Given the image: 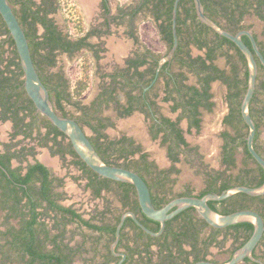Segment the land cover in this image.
<instances>
[{"label": "flooded vegetation", "instance_id": "obj_1", "mask_svg": "<svg viewBox=\"0 0 264 264\" xmlns=\"http://www.w3.org/2000/svg\"><path fill=\"white\" fill-rule=\"evenodd\" d=\"M8 1L16 9L21 4H31L34 9L37 6H42L45 9L41 10L39 14L51 19L55 33H60L61 36L65 37L70 48L75 45L79 46V49L73 51L71 55L67 51H61L60 48L54 49V63L52 65L48 64L44 70L45 74L55 76L54 79L56 80L65 79L68 84L66 92H69L70 95L75 80L78 76L80 77L81 68L78 75L69 84L63 70L60 68L62 55L71 58L79 53L81 64L86 57L89 59L91 86L77 100L69 95L71 101L65 100L62 102L64 112L66 116L77 120L94 144L99 145L110 140L119 141L123 138L131 139L128 144H131V147L135 150L128 157L138 160L139 165L147 164L148 172H143L138 166L137 170L143 172V179L148 184L155 207H162L173 198L182 195L200 196L202 189L214 178H216L217 185L226 181L231 186L246 184L250 186L251 182H246L245 177L254 174L248 169L256 165L252 162V159L247 157L242 145L235 147L241 140L239 134L244 132V128L241 123L234 127L233 124L224 121V118L230 115L231 109L230 82L224 81L215 69L197 73L195 68V65L201 68L200 63L203 60L205 65H214L217 69L224 70V75H229L231 80L235 78L243 79L244 62L235 47L224 44L221 50L226 52L225 54H220L218 48L211 49L218 42V33L204 23L210 30L205 28L202 31L197 30V21L202 22L196 14L193 0H185L184 6H182V0H178L174 24L173 6L175 0L173 2L171 0ZM251 2L252 6L256 5L255 0H251ZM65 6L71 7H68L66 11L67 7L65 8ZM191 6L195 11L196 19H193L191 9L188 13L185 11L186 8ZM58 11L61 17L57 15ZM204 13L220 27L224 28L227 25L225 18L207 14L205 7ZM249 14L254 13H248L243 17L241 25L244 27L242 26L240 29L230 32L236 33L242 29L251 30L250 27H245L248 25L244 24V19ZM193 20L196 23L192 22ZM34 25L37 28V39L42 40L46 31L45 27L39 21L35 22ZM197 32L199 33L198 36ZM252 33L255 36L256 33L253 31ZM244 36L246 35H242V39ZM3 38L6 39L7 35L0 34V40H3ZM256 41H259L258 37ZM261 46L264 49L263 43ZM14 47V45L4 41L5 51L3 55L5 58L13 55ZM258 47L260 49L259 45ZM213 52L215 56L210 58L209 55ZM220 56L225 57L223 65L218 62ZM7 60H5V63ZM233 66L237 68L236 77L232 72ZM38 74L41 78L39 72ZM200 76L208 80L206 93L209 96L206 99H201L205 79L203 81ZM93 80L94 85L92 86ZM215 84L224 86L223 99L226 106L219 122L221 128L217 133L204 126L205 113H212L217 103L214 98ZM60 87L63 88V86ZM189 87L194 89L190 92ZM47 88L51 89L52 98L50 97V99L53 100L54 108L59 114L63 115L55 101L56 90L54 91L51 86H47ZM17 89L20 90L21 86ZM186 92L194 96L191 105L185 104V98H189L188 95L184 94ZM204 101L211 103V107L204 105ZM75 102L78 104H74ZM66 104H71L74 110L69 112L65 107ZM26 112V110L20 112V115L24 118L22 123L19 124L12 117H2L0 107V152H5L8 146H11L12 151L15 149L21 151L22 149L25 152L24 156L21 155L11 159L12 167L21 165L23 167L22 172H25L27 164L33 163L37 159L49 168L48 159L53 157L51 154L56 155L57 159L63 160L69 166L72 173H77L75 174L78 176L77 179L83 178V187L88 191L89 200L92 198V201L96 202L95 205H91L89 210L86 209L87 212L85 213L78 210L74 205L64 204L65 195L59 200L61 204L75 208L86 219L93 217L92 222L96 224H113L116 222L118 215L121 217L123 213L132 211L141 222L145 220L146 224L142 223L152 231L157 232L160 229L158 221L150 218L148 220L138 208L133 209L132 206L122 203L120 194L117 193L118 181L111 179L110 187H101L97 194L95 187L100 183V177L94 175L89 177V173H85L75 163V160L79 157L69 151L72 145L70 147L71 143L67 136L64 133V136H57L56 139L60 140L63 146V151H58V144L54 141L55 132L53 130L49 132V127L46 126L48 119L36 109L30 115L25 114ZM94 116L102 118V123L105 124L101 129L102 135L97 139V133L87 123L90 120L91 123L97 124L99 121L93 118ZM194 119H198V125L193 123ZM26 122L31 123L30 134L27 130L28 126H25ZM2 128H5L4 134L1 132ZM177 131L180 137H178ZM224 132H228L229 137L224 136ZM208 137L219 138V142L210 153V155H215V160H211L210 156L202 151ZM233 137H236V139H232ZM257 144H259V149L264 156V140L260 139V135ZM240 147L242 148L243 157L241 165L238 166L236 152ZM39 151L45 159H42L43 156L39 154ZM225 156L230 157L231 161L225 162ZM114 163L122 166L124 158H118ZM184 163L189 166H200L203 169L204 187L201 190L197 191L190 185L182 189V183H180L182 180L181 166ZM49 170L53 176L62 177L61 174L59 176L57 173H53L50 168ZM62 178L64 180V177ZM91 178H95L93 187L89 185ZM64 184L65 180L63 186L56 187L54 190L64 192ZM113 191L120 202L117 210L112 205H106V193ZM241 193L243 192L232 194L225 198L223 203L231 211L249 208L264 214V200L256 197L251 200L250 197ZM259 196L263 197L264 194ZM217 206L218 211H221V206ZM191 212L201 218L194 208L192 210L191 207H188L166 219L160 234H149L150 236L139 235L137 228L131 224L125 225L122 229L126 218L130 217L127 216L121 227L122 233L120 232L119 241L114 249L116 253L123 252L125 257L122 258L121 255L115 254L111 250V244L115 238L114 233V238L110 241L108 247L111 254L107 256L110 260L106 264H118L120 260H122L120 264H190L204 259L218 261L214 258L213 249L215 248L218 252L226 251L228 253L226 261L245 242L244 239L248 232L245 230V225L240 224L241 222L221 228L207 225L199 232V227L202 225L200 221L191 224L192 227L189 231H186L188 236L194 238L192 242L189 241L190 239L186 235L182 236V218L188 220V215ZM47 218H51L50 224H48ZM45 220L52 233L59 231L55 225L56 217L54 213L51 212ZM70 224L76 226L74 222L66 224L64 242L71 243L76 237L82 240V234L78 232L80 230H76V236H73V232L68 228ZM82 230L85 233H94L87 227H83ZM71 232L72 235H70ZM96 234L98 233L96 232ZM121 234H123V237ZM95 238H84L85 242H90V247L86 248V252L92 251L86 257L88 258L86 264L90 263L89 258L93 255L95 261L103 263L106 260L104 256L107 253L106 239L101 238L98 244H95L92 241ZM124 244L132 246L134 252L129 254ZM48 246L50 247L51 244H48ZM95 250L98 252L95 253ZM188 250L191 251L190 254H187ZM252 254L264 263V232L255 245ZM196 257H198V260H195ZM239 263L260 264L248 257L237 264Z\"/></svg>", "mask_w": 264, "mask_h": 264}, {"label": "trees", "instance_id": "obj_2", "mask_svg": "<svg viewBox=\"0 0 264 264\" xmlns=\"http://www.w3.org/2000/svg\"><path fill=\"white\" fill-rule=\"evenodd\" d=\"M201 1L204 4L205 12L209 15H216L225 18L227 25L224 28L232 32L240 29L243 26L241 25V21L243 17L248 13H254L259 19L264 21V0H255L256 5L254 6H252L251 0ZM171 2H173V0H171ZM184 3L185 0H182V6H184ZM13 8L28 38L34 65L40 73L43 82H45L47 86L53 87L52 89H54V91L56 90L55 101L57 107L62 111V114L66 116L62 102H64L65 100L71 101V97L74 100H77L90 86L91 67L88 64L89 59L85 56L86 58L80 66V77L78 76L75 80L72 88V94L70 95L69 92H66L68 84L66 83L65 79L56 80L54 79L55 76L45 74L44 70L46 69V66L48 64L52 65L54 63V49L60 48L62 49L61 51H67L71 55L73 51L79 49V46L75 45L73 48H70L65 37L61 36L60 33H55V28L51 19L46 18L45 15L41 16L39 14L41 10L45 9L42 6H37V8L34 9L31 4H21L18 9H16L14 6ZM190 9L192 12L191 15H193V19H196L193 6H191L190 8H186L185 11L188 13L190 12ZM29 18L30 20H28ZM37 21H39L46 29L42 40L37 39V28L34 25V23ZM192 22H195V20H193ZM196 25L198 31H202L204 28L210 30L209 27L205 26L203 23H199L198 21ZM245 27L249 28V26ZM0 34L7 35L6 39L3 38V40H0V107L2 117H12L16 123L20 124L22 123V120L24 118V116L20 115V112L22 110H26L27 112L25 114L30 115L34 111L35 106L28 98V96H26V92L23 88V71L15 47L13 49V55L11 57L5 58L3 55L5 51L4 41H7L10 45H14V42L1 15ZM196 34L197 36L199 35L198 32ZM217 35L219 37L218 42L211 49L218 48L220 54H225L226 52H223L221 50L224 44L227 46L235 47V49L239 52L242 61L244 62V71L242 75L243 79L235 78L231 80L229 75H224V70L217 69L214 65H205V62L203 60H201L200 63L201 68L196 67V65L195 68L197 70V73L204 72L208 69H215L220 73V77H222L224 81H228V83L230 82L229 85L231 91V109L230 115L225 117L224 121L233 124L234 127L241 123L242 127L246 129L245 133L241 132L239 134L241 140L235 147L242 145L247 157L252 159V162L256 165L255 167H250L248 169L254 174L250 177H245V181L251 182V184H249L250 186H259L264 182V171L247 150L245 140L247 126L243 122L240 113V102L247 86L248 71L246 60L244 55L231 40L219 34ZM255 38L257 39L256 34ZM243 39L249 46H251L250 40L247 36H244ZM257 42L262 53L264 54V49L261 46L262 42L260 40ZM199 44L202 45L203 43ZM214 56V52L213 54L209 55L210 58ZM5 60H7L6 63ZM232 72L236 77V66L232 67ZM200 78L202 80L205 79L202 76H200ZM204 82L205 83L203 86L201 99H206V97L209 96V94L206 93V89L208 88V80L205 79ZM19 86H21L20 90L17 89ZM60 86H63V88ZM189 88L190 92L194 89L193 87ZM49 90L50 97L52 98L51 89ZM184 94L189 96L188 99L185 98V104L191 105V100L194 98V96L191 93L189 94L187 92ZM203 103L207 107H211V103H206L205 101ZM74 104L78 103L75 102ZM250 113L255 120L257 129L254 139V147L263 156L259 149V144H257V139L260 135L259 127L261 124H264V67L260 63L257 75L256 89L250 102ZM93 118H96V120H98L99 122L97 124H93L90 120H88L87 123L91 127V129L97 133V139L100 135H102L101 129H103L105 124L102 123V118L98 116H94ZM197 122L198 119H194L193 123L195 125H198ZM30 124L29 122L25 123V126H28L27 130H29V134L32 129V126ZM46 124V126L49 127V132H51L52 130L55 132L54 141L56 144H58V151H63V146L60 140H57L56 138L58 135L64 136V134L57 127L52 125L50 121L47 120ZM171 125H173V123H171ZM177 135L178 137H180L179 133ZM224 136L229 137V133L224 132ZM232 139H236V137H233ZM130 142L131 139L123 138L119 141L110 140L107 143H100L99 145H97L96 143L93 144L105 162L109 164H115L114 161L122 157L124 158V163L122 164V166L135 170L143 177V172H148L149 168L146 163H143L144 165H139L138 160H133L128 157L135 150L131 147V144H128ZM69 151L77 156L72 147ZM30 153H32V151H30ZM21 155H25V152H23L22 149L21 151H18L16 149L12 151L11 146L6 147L5 152H0V212H5V227L3 230H0V264H10L15 262L19 264H75L76 260L79 259L78 257L83 255L87 251L84 239L87 237H89L90 239L96 237L92 240L95 242V244H98L99 239L101 238L106 239L105 247L107 248V253H105L106 255L104 254V256L106 257L105 262L101 263L95 261L94 255L89 258V264H106L110 260L107 255L111 254V252L108 250L109 243L114 238L116 222H118L120 215L116 217L115 223H106L100 225L92 222L93 217L86 219L75 208L64 206L59 202V200L64 197V192L54 190L56 187L63 186V178L53 176L49 168L37 159H35L33 163L27 164L25 172H22L23 167L21 165L12 167L11 159L13 157H18ZM143 156H145V154H143ZM224 161L229 162L231 161V158L225 156ZM75 163L79 165V167L85 173H89V177L91 175L100 177V183L97 187H95V192L97 194L99 193L101 187H110V182L112 181L111 179L99 176L97 173L88 168L80 158L76 159ZM137 166L140 167L143 172L137 170ZM94 181L95 178H91L89 185L93 187ZM117 184L119 186L117 193L120 194L119 196L122 200V203L124 205L132 206L133 209L138 208L140 210L134 186L130 183L120 181H118ZM230 186L231 185L226 181H223L220 185H217L216 178H214L209 182L207 186H205L204 189H202L200 196L208 192L220 193L223 189ZM241 194L250 197L251 200H253V198L255 197L264 200V196H252L246 193ZM224 201V199L218 201L210 200L209 204L213 209L216 210H218L217 205H220L222 208V210L220 211L221 213L232 212L223 203ZM51 212L54 213L56 217L55 225L59 229L57 233L51 232V228L48 227V224L45 220L46 217L50 216ZM260 214L264 217L263 213ZM188 216V220H186V218L184 217L182 218V236L186 235L187 238L190 239L189 241L192 242V239L194 240V238H191V236H188L186 234V231H189V229L192 227L191 224L198 223L200 221L202 225H200L199 227V232L204 226H207L209 224L202 218L195 216V214L192 212ZM10 218H15L17 222L15 224L9 222ZM145 218L149 220V218ZM69 222H74L76 224V229L80 230L78 232H80L83 237L81 242L78 243L75 247L70 246L68 242H64L66 224ZM142 222L146 224L145 220H142ZM127 224H131L132 226L136 227L139 231V235L150 236L144 230H142L130 217L126 218L122 229ZM240 224L245 225V230L248 232V235L244 239L246 241L252 233L253 225L252 223L247 221L241 222ZM83 227L89 228L90 230L94 231V233H85L82 230ZM75 232L76 231H73V235L76 234ZM96 232L98 234H96ZM121 235L123 237V234ZM48 244H51V246L49 247ZM124 246L126 247V250L129 254H132L134 252L132 246L127 244H124ZM94 252L96 253L98 251L95 250ZM190 252L191 251L188 250L187 254H190ZM87 260L88 258L84 257L82 259L83 264H86ZM195 260H198V257H196Z\"/></svg>", "mask_w": 264, "mask_h": 264}, {"label": "water", "instance_id": "obj_3", "mask_svg": "<svg viewBox=\"0 0 264 264\" xmlns=\"http://www.w3.org/2000/svg\"><path fill=\"white\" fill-rule=\"evenodd\" d=\"M193 2L199 20L212 28L219 35L231 40L245 57L248 76L247 86L240 102V113L243 122L247 126V133L245 137L247 150L264 171V157L254 147V139L257 129L255 120L250 113V101L255 92L257 82L259 67L258 62L264 67V55L259 49L256 38L251 30L242 29L236 33H232L220 27L214 20L206 16L201 0H193ZM177 3L178 0H175L173 6V24L175 23ZM0 15L13 39L23 71L24 90L34 104L35 109L45 116L52 125L56 126L67 136L74 152L88 168L97 173L99 176L132 184L136 191L137 202L141 212L146 217L160 223V229L155 232L146 227L137 218L134 212L128 211L123 213L115 228V238L111 244L112 252L121 255L122 258L125 257L123 252L116 253L114 249L119 241L121 227L127 216H130L133 221L146 233L158 235L163 230L166 219L173 217L181 210L192 207L210 226L221 228L231 224L247 221L252 223L253 230L249 238L231 255L228 260L212 261L204 259L190 264H237L245 257H248L252 261L260 264H264L252 254L255 245L258 243L264 232V219L261 214L256 210L249 208L235 210L229 213H221L220 211L213 209L208 203L210 200H223L237 192H243L252 196L263 195L264 182L259 186L234 185L224 189L220 193L208 192L202 196L182 195L180 197L173 198L162 207H155L151 199L148 184L138 172L124 166L105 162L93 143L90 141L87 132L82 128L77 120L69 116L61 115L56 111L50 99L49 89L41 80L34 65L28 38L25 34L24 28L22 27L13 6L8 0H0ZM242 35H246L249 38L251 47L244 42ZM121 261L122 260H120V262ZM120 262H118V264H120Z\"/></svg>", "mask_w": 264, "mask_h": 264}, {"label": "rangeland", "instance_id": "obj_4", "mask_svg": "<svg viewBox=\"0 0 264 264\" xmlns=\"http://www.w3.org/2000/svg\"><path fill=\"white\" fill-rule=\"evenodd\" d=\"M68 7H71V6H65L66 11H67ZM57 15L58 16L61 15L59 13V11L57 12ZM244 24L248 25L250 27V29L257 34L258 39L264 45V34H263L264 21L259 19L254 14H249L245 17ZM60 61H61L60 62V68L63 70L65 77L67 78V80L69 81V84H70L71 80L76 75H78V73L80 71V64H81L80 63L81 62L80 61V54L78 53L77 55H74L71 58L67 57L66 55H62ZM218 62L223 65L225 63V57L220 56L218 58ZM93 82H94V80L91 83L92 86L94 85ZM223 93H224V86L221 84H218V85L215 84V87H214L215 97L214 98L216 99V102H217L215 109L212 113H205V121H204L205 125L204 126H205V128L206 127L211 128V130L214 133L219 132V130L221 128L219 122L221 120L222 115L224 114V112L226 110L225 101L223 99ZM65 107L67 108V110L69 112H72L74 110L73 106H71V104L70 105L66 104ZM129 128L131 129L130 125H129ZM259 130H260V139L264 140V124L260 125ZM4 131H5V128H2L1 129L2 134H4ZM243 131L245 133L246 129L244 128ZM218 142H219V138L208 137L206 139L205 147H203V149H202L203 153L210 156L211 160L216 159L215 155H210V153H211V151L214 150V147L216 146V144ZM42 149H44V148H42ZM40 153H41V151H39V154ZM51 155L53 157L48 159L50 162L46 160L47 164H49V168L52 170L53 173H57L59 176L61 174L65 180V184H64L65 187L63 188V190L65 192L64 198H66V200L64 201V204L74 205L78 210H80L84 213L87 212L86 209L89 210L91 205L92 204L95 205L96 202H94V200L92 201V198H90V200H89L88 191L83 187V183H82L83 178L77 179L78 176L75 175L77 173H75V172L72 173L69 169V166L63 160L57 159L56 155H53V154H51ZM41 156H43V155H41ZM242 157H243V153H242V148L240 147L236 152V160H237L238 166L241 165ZM42 159H45L44 156L42 157ZM15 164L16 163L14 162V165ZM181 167H182V180L180 181V183H182V189L185 188L187 185L188 186L190 185V186H192V188H194L197 191L201 190L204 187L203 169H201L200 166H195V165L189 166V165H186L185 163L182 164ZM115 195H116V193L114 191L106 193V199H107L106 205L107 206L112 205L114 207V209L117 210L119 208L120 202H119L118 198H116L117 196H115ZM47 219L49 221L48 224H50L51 218H47ZM4 221H5V212L1 211L0 212V230H3L5 227ZM9 222L15 224L17 221L15 218H10ZM68 228L72 232L77 230L74 224H70L68 226ZM72 232L70 235H72ZM75 236H76V234H75ZM80 242H81V238L76 237L69 244H70V246L75 247ZM85 246H86V248L88 246L90 247V242H85ZM213 250H214V258H216L218 261H225V259L228 257V253L226 251L218 252L216 248ZM91 252L88 251V252L84 253L83 255L79 256L78 257L79 259L76 260L75 264H83L82 259L84 257H87L88 254ZM10 264H19V263L15 262V263H10ZM239 264H244V263H239Z\"/></svg>", "mask_w": 264, "mask_h": 264}]
</instances>
